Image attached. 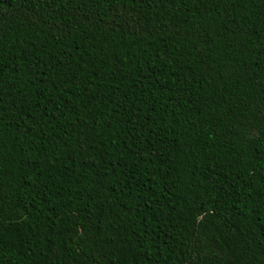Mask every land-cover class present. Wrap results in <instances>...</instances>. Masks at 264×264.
Here are the masks:
<instances>
[{"label":"trees","instance_id":"16d2710c","mask_svg":"<svg viewBox=\"0 0 264 264\" xmlns=\"http://www.w3.org/2000/svg\"><path fill=\"white\" fill-rule=\"evenodd\" d=\"M0 264H264V0H0Z\"/></svg>","mask_w":264,"mask_h":264}]
</instances>
